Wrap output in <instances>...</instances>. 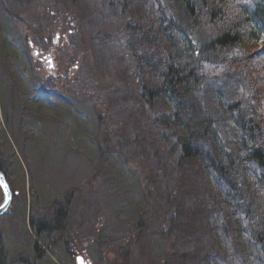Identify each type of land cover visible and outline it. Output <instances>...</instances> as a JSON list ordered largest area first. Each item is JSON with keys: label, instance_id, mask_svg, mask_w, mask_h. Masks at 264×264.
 I'll return each instance as SVG.
<instances>
[{"label": "rangeland", "instance_id": "374dc122", "mask_svg": "<svg viewBox=\"0 0 264 264\" xmlns=\"http://www.w3.org/2000/svg\"><path fill=\"white\" fill-rule=\"evenodd\" d=\"M168 1L0 0V163L13 192L0 217L4 264H77V256L93 264H264V244L253 243L264 240V225H256L264 221L256 213L262 210L250 202L249 218L222 214L226 192L215 183L216 173L205 169L201 157L177 170L184 132L161 128L158 119L172 111L159 100L151 107L139 96L138 81L155 91L163 68L184 64L185 45L173 55L160 33L152 39L162 20L182 18ZM229 1L236 9L252 0ZM218 10L200 13L196 36L205 30L213 39L217 30L235 23L234 12ZM217 15L224 16V24ZM243 32L249 35L251 29ZM170 34L184 41L176 31ZM57 35L60 46L50 73L24 38L46 54L50 47L43 39L53 44ZM242 46L227 55L248 66L240 64L243 76L238 69L225 72L218 55L212 67L201 65L199 48L190 52L193 66L203 70L196 96L200 93L204 111L209 96L215 102L214 91L205 92L210 87L224 92V108L240 100L246 106V78L254 80L250 89L257 90L264 111V43ZM139 58L144 62L137 68ZM55 87L60 96L52 94ZM219 121L205 144L229 142L230 153L245 146L247 136L233 131L226 119ZM246 170V176L240 170L237 175L250 181L253 169ZM240 186L241 181L244 198ZM57 241L66 249H56Z\"/></svg>", "mask_w": 264, "mask_h": 264}, {"label": "trees", "instance_id": "16d2710c", "mask_svg": "<svg viewBox=\"0 0 264 264\" xmlns=\"http://www.w3.org/2000/svg\"><path fill=\"white\" fill-rule=\"evenodd\" d=\"M229 2V0H169V8L176 9L180 12L182 18L179 21L172 20L171 24L169 22L163 24L164 21L162 20L152 39H158V34L160 33L161 39H165L169 48L173 49L170 50L173 55L177 53L178 45H185L187 51L183 50V53H181L184 64L177 65L172 62L171 65L168 64L166 68H163V73L160 76L161 85L155 91L148 90L141 81H138V85L141 88L139 89L140 98L146 100L149 106H153L152 103L154 100H159L162 105L165 106L167 104V109L172 111L169 118L163 121L158 119V125L161 128L170 126L174 130L184 132L185 142L182 143V146L178 145V150H182V154L179 155V160L182 159L183 162L177 167V170L180 171V167L184 168L188 165L185 161H194L195 158L201 157L205 164V169L216 173L215 183L222 186V190L226 192L224 198L221 195L224 202L219 205V211L222 214L228 211L232 214L230 215L232 218L238 215L239 218L243 216L246 219V216L248 218L250 217L249 213L252 211L250 209L253 208L249 207L250 202L252 206L257 205L258 209L262 210L261 213L256 211L257 215L264 216V111L262 110V103L255 98L257 96V90L255 88L250 89L254 80L246 78L245 85L248 87V95L244 100L246 106L240 100L232 108H224L220 100V98H225L223 95L224 92L222 93L220 90L215 91V89L210 87L205 92L214 91V95L216 94L215 102L209 96L210 106L204 111L201 108L205 106L201 102L200 93L196 96V92L202 89L203 84L198 80L203 70L200 66L196 67L197 64L193 66L196 63V59L190 54V52H195V50H192L193 47L196 49L199 48L202 51L204 60L201 65L210 66L218 65L212 62V58L215 59L218 55L220 64L226 67L225 72L238 69L239 75H244L243 70L240 69L241 57H239V64H237L234 62L237 59L228 58L227 52L242 50L244 48L242 43L244 42H249L254 47L264 43V0H252L239 4L236 9L230 8ZM233 3L232 5L235 4ZM220 8L225 10L227 8L226 11L234 12L235 23L228 26V29L223 28L222 30H217L214 34L215 38L213 39L207 38L205 30L203 34L199 33L196 36L195 34L199 31V28L196 27L201 24L198 21V17L203 14L202 11H215L220 13L222 12L218 10ZM5 10L7 14L10 13V10ZM215 17L217 22L224 24V16L222 18L220 15ZM208 21L210 23L211 20ZM245 27L251 29L249 35L246 32L240 33ZM172 31L179 33L184 41L181 43L176 41L170 34ZM153 32L154 29H150L149 33ZM145 34L148 35L147 33ZM188 34H191L192 41ZM180 50L181 48L179 52H181ZM148 59L151 60V58ZM150 60L144 63L145 68L150 67ZM173 61L175 62L176 60ZM142 62H144L143 59L140 61L139 58L137 68L143 65ZM181 66H184L183 70L177 69ZM241 66L248 67L244 62ZM136 73L141 72L137 71ZM195 96L198 99H194ZM196 106L200 107V110ZM218 114L219 117H217ZM160 118H165V116H160ZM219 118L226 119L227 126L231 127L233 131L240 133L242 137L247 136L246 143H243L245 146L242 148L239 147V150L236 146L235 152L230 153V149L227 147L229 142L220 144L213 140L212 146L204 143L203 138L208 137L207 135L211 132L210 128L213 130L221 123ZM201 132L204 133L203 136H201ZM170 135L173 136V134ZM214 136L216 137L215 133ZM214 136L211 139H215ZM184 150L185 152H183ZM247 165H250V169H253L252 180L250 181H244L243 178H239L240 174L237 175L236 171L240 170L242 172L241 176L242 174L246 176ZM0 170L5 173L1 163ZM240 181L244 185L240 186L246 195L244 198L239 193L240 189L238 188V184L240 185ZM260 223L264 225V221H260L256 225L258 226ZM263 230L264 227L260 233L262 239L264 238ZM1 237L0 235V264H4ZM254 240V244L263 246L264 240H261L260 243L258 240Z\"/></svg>", "mask_w": 264, "mask_h": 264}, {"label": "water", "instance_id": "95a60500", "mask_svg": "<svg viewBox=\"0 0 264 264\" xmlns=\"http://www.w3.org/2000/svg\"><path fill=\"white\" fill-rule=\"evenodd\" d=\"M0 188L4 196L3 203L0 206V217H1L6 213L12 201V193H11L10 187L7 184V181L1 172H0Z\"/></svg>", "mask_w": 264, "mask_h": 264}, {"label": "bare ground", "instance_id": "6f19581e", "mask_svg": "<svg viewBox=\"0 0 264 264\" xmlns=\"http://www.w3.org/2000/svg\"><path fill=\"white\" fill-rule=\"evenodd\" d=\"M159 39V38H158ZM212 67H214V65H211ZM57 244L55 245V248L56 249H62V248H64V246L60 243V242H56ZM65 250V249H64Z\"/></svg>", "mask_w": 264, "mask_h": 264}, {"label": "snow or ice", "instance_id": "6c2138e0", "mask_svg": "<svg viewBox=\"0 0 264 264\" xmlns=\"http://www.w3.org/2000/svg\"><path fill=\"white\" fill-rule=\"evenodd\" d=\"M81 264H83V261H81Z\"/></svg>", "mask_w": 264, "mask_h": 264}]
</instances>
